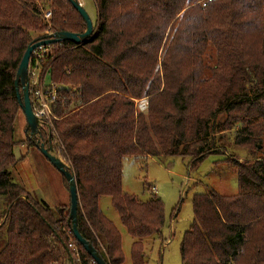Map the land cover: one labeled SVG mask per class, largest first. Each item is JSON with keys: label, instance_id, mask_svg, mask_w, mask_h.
I'll return each instance as SVG.
<instances>
[{"label": "trees", "instance_id": "1", "mask_svg": "<svg viewBox=\"0 0 264 264\" xmlns=\"http://www.w3.org/2000/svg\"><path fill=\"white\" fill-rule=\"evenodd\" d=\"M93 2L91 36L51 44L45 58L58 92L57 145L75 175L81 236L106 264L123 263L121 234L98 206L99 197L109 196L134 238L131 264H146L143 239L161 233L164 206L155 194L143 201L123 190V160L179 156L191 169L207 155L221 154L223 134L237 124L232 146L258 151L264 0ZM84 29L68 0H0V264H97L70 232L64 206L50 207L10 173L20 109L14 78L32 34ZM208 49L215 51V63L205 75ZM143 97L147 107L137 111L134 99ZM35 140L25 141L35 146ZM42 140L48 145L44 135ZM233 163L234 194H193L181 264H264V154Z\"/></svg>", "mask_w": 264, "mask_h": 264}, {"label": "rangeland", "instance_id": "2", "mask_svg": "<svg viewBox=\"0 0 264 264\" xmlns=\"http://www.w3.org/2000/svg\"><path fill=\"white\" fill-rule=\"evenodd\" d=\"M78 1L94 21L96 10L93 0ZM32 36L35 38L36 33H33ZM204 62L208 66L204 73L208 75L210 67L215 63L213 49H208L204 54ZM142 103H145L147 107L145 97L134 99L137 111ZM263 123L259 126L260 130ZM240 126L237 124L233 130L223 134L226 145L222 151L223 154H209L191 169L188 159L179 156L124 158L123 190L143 201L155 194L162 200L164 206L162 239L155 235L143 239L146 264H181L179 246L182 236L189 228L193 218L191 205L193 194L203 193L210 189H215L223 195L234 194L237 190V178L233 160L236 158L241 162L246 157L249 159L253 155L264 154V130H261V142L257 144L258 151L257 149L246 150L239 146H232V137ZM13 128L14 139L18 143L13 148L17 162L10 169L12 180L21 184L31 195L38 199L43 198L52 208L64 206L65 212H69V190L65 183L62 184L63 178L60 172L46 158L40 157L37 150L25 141L28 136V133H25L26 120L20 109L17 112ZM254 129L258 131L256 126ZM57 157L64 160L60 155ZM2 206L0 199V209ZM98 206L121 234L123 264H131L130 244L134 238L121 224L116 210L111 206L109 196L99 197Z\"/></svg>", "mask_w": 264, "mask_h": 264}, {"label": "water", "instance_id": "3", "mask_svg": "<svg viewBox=\"0 0 264 264\" xmlns=\"http://www.w3.org/2000/svg\"><path fill=\"white\" fill-rule=\"evenodd\" d=\"M72 7L78 11L81 15L85 29L81 33H75L71 31H56L42 37L33 38L26 46L20 63L17 67L14 78V89L16 93V99L18 101L20 110L24 113L26 120V129L28 137L35 140V147L41 152V154L50 162V164L60 172L61 176L65 178L67 182V188L70 194V208L68 213V223L70 226V232L76 241L83 247V249L92 257L93 262L97 264H106L99 252L92 246V244L84 239L77 228L76 212L78 207V192L75 180V175L69 169L67 164L59 157L52 153V146L50 143L45 145L42 141L40 131L38 129L37 119L33 113L31 102L29 98V78H28V62L32 51L38 46H44L57 43L61 40H68L75 43H81L87 40L93 31V23L85 11L83 6L78 0H68Z\"/></svg>", "mask_w": 264, "mask_h": 264}, {"label": "built area", "instance_id": "4", "mask_svg": "<svg viewBox=\"0 0 264 264\" xmlns=\"http://www.w3.org/2000/svg\"><path fill=\"white\" fill-rule=\"evenodd\" d=\"M50 16L51 10L45 9L43 11V18L49 19ZM50 45L38 46L31 53L28 62L29 98L33 113L37 119L41 138L44 135L45 141L48 144L50 143L52 150L54 148L52 153L55 156L58 154L57 156L60 155L62 157L60 148L57 145L59 140L53 124L55 120L59 119L53 109L55 103L58 101L57 86L49 79L48 65L45 60L51 50ZM145 108V103L139 105V111H143ZM68 247L74 249L73 243L69 242ZM74 255L76 256L77 254Z\"/></svg>", "mask_w": 264, "mask_h": 264}, {"label": "crops", "instance_id": "5", "mask_svg": "<svg viewBox=\"0 0 264 264\" xmlns=\"http://www.w3.org/2000/svg\"><path fill=\"white\" fill-rule=\"evenodd\" d=\"M96 13V12H95ZM96 17V16H95ZM94 21H92V23H93ZM25 133H27V131H25ZM36 150H37V154L40 156V157H44L42 154H41V152L35 147V146H33ZM45 158V157H44ZM62 182V184L64 185V182L63 181H61ZM39 199H41V200H43V198H39ZM43 201H45V200H43ZM46 202V201H45ZM49 205V204H48ZM51 207V206H50ZM157 237H160L161 238V233L159 234V235H157ZM148 238H151V237H148ZM148 238H145V239H148ZM162 239V238H161ZM152 240H153V238H152ZM124 262V261H123ZM123 264V263H122Z\"/></svg>", "mask_w": 264, "mask_h": 264}]
</instances>
